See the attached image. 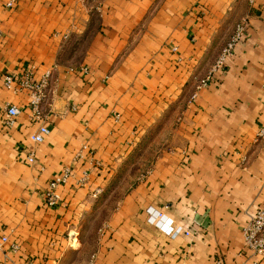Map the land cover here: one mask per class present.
Instances as JSON below:
<instances>
[{
    "label": "crops",
    "instance_id": "1",
    "mask_svg": "<svg viewBox=\"0 0 264 264\" xmlns=\"http://www.w3.org/2000/svg\"><path fill=\"white\" fill-rule=\"evenodd\" d=\"M7 1L0 236L9 242L0 264H264L243 231L264 207V0ZM242 20L226 68L197 89ZM31 67L35 78L53 71L41 143L31 139L39 121L29 93L3 80ZM13 104L21 111L7 124ZM144 149L157 151L148 170L107 206L117 172ZM67 165L75 176L50 206L46 186ZM150 206L193 234L164 233L148 220Z\"/></svg>",
    "mask_w": 264,
    "mask_h": 264
},
{
    "label": "built area",
    "instance_id": "2",
    "mask_svg": "<svg viewBox=\"0 0 264 264\" xmlns=\"http://www.w3.org/2000/svg\"><path fill=\"white\" fill-rule=\"evenodd\" d=\"M18 0H8L7 5L12 6ZM246 32V21H239L235 25V29L231 38L223 46L220 54L216 58L212 67L208 73L200 77L197 81V89L209 85L212 81L217 79L218 72L224 70L227 66V62L235 52L236 45L243 39ZM2 29L0 27V35ZM85 72H88L87 67H82ZM53 78V71H45L41 77L35 78L34 70L25 69L22 72L10 71L5 73L3 80L4 84L15 90H27L30 95L29 106L31 109L32 116L39 121L38 130L31 134V139L36 143H41L45 140V137L50 133V126L47 124L43 104L49 98L50 92H52L51 83ZM21 109L17 105H9L6 112V123L12 124L14 118L20 113ZM259 136H264V128L258 132ZM82 149L88 150V154L91 160L94 161L92 155L93 152L89 148L88 144H83ZM28 160L33 162L35 160V152H30ZM95 164V163H94ZM90 170L85 169L83 175L77 179L79 185L87 183L89 178ZM75 176L74 165H67L59 172L56 176L51 178L46 186L45 190V201L50 206L61 204L64 200L60 191V186L66 184L72 177ZM102 189L97 188L93 192V196H97L101 193ZM148 220L155 223L164 233L175 237L181 233L191 235L194 230L192 228H186L183 225L176 223L174 219L162 211L155 209L154 207H148ZM244 236L247 247L255 254L264 256V207H258L251 218L247 221L244 226ZM72 243L78 240L77 234H73ZM9 242L7 235L0 236V249H2L6 243ZM11 247L14 249L18 248V243L12 242ZM27 264H31L28 262Z\"/></svg>",
    "mask_w": 264,
    "mask_h": 264
},
{
    "label": "rangeland",
    "instance_id": "3",
    "mask_svg": "<svg viewBox=\"0 0 264 264\" xmlns=\"http://www.w3.org/2000/svg\"><path fill=\"white\" fill-rule=\"evenodd\" d=\"M153 138H154V133L151 132L148 136V139L145 141V145L147 144V142L150 143ZM143 152H144L143 157L136 156L137 158L134 157L125 165V167L119 169V171L115 176L116 178L114 179V181H112L110 187L108 188L109 192H111L116 188H118V190L112 195L111 199L108 201L107 206L112 205L117 200V198L120 197L127 190V188H129L131 184H133L138 179V176H141L142 174L146 173L154 157L153 155L157 151L150 149L149 151L146 152L144 149ZM133 161L135 163H133ZM100 217L101 215H99V217L96 218L95 221H99ZM77 242L78 240L75 241L76 244Z\"/></svg>",
    "mask_w": 264,
    "mask_h": 264
}]
</instances>
